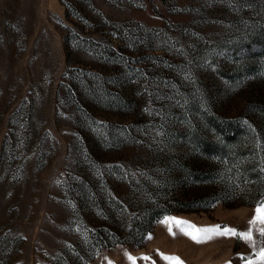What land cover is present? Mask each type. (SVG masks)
I'll return each instance as SVG.
<instances>
[{
	"label": "rangeland",
	"instance_id": "374dc122",
	"mask_svg": "<svg viewBox=\"0 0 264 264\" xmlns=\"http://www.w3.org/2000/svg\"><path fill=\"white\" fill-rule=\"evenodd\" d=\"M261 201L264 0H0V264H245L165 217Z\"/></svg>",
	"mask_w": 264,
	"mask_h": 264
},
{
	"label": "snow or ice",
	"instance_id": "6c2138e0",
	"mask_svg": "<svg viewBox=\"0 0 264 264\" xmlns=\"http://www.w3.org/2000/svg\"><path fill=\"white\" fill-rule=\"evenodd\" d=\"M168 221H174L181 226L187 224L188 227L182 228V230L184 231V233L186 235L191 237L197 243H203L207 239H210V237L206 235L207 233L216 232L220 235H238L245 240L252 241V245L255 248V242H254V237H253V233H252V227L256 226L258 222L260 224L264 225V201H261L257 205V207L255 209V215L249 221L250 228L248 231H245V232H239L237 229L230 228L227 226L221 230L218 225L214 226L213 228L201 229V228H198L197 226L191 224L190 222L178 220L176 217H165V222L167 223ZM259 231L262 235H264V227H261L259 229ZM169 232H172V234L175 235V233L172 231L171 227H169ZM161 257L163 259L169 261V264H184V261L179 256H176V255H167V254L161 253ZM144 258L145 259H151L150 257H144ZM129 259H131L133 261V264H135V260H136L135 257H133L129 254ZM257 260L260 261L261 264H264V247H261L258 250V253L254 259L246 260L245 264H256ZM227 264H231V262L229 261V262H227Z\"/></svg>",
	"mask_w": 264,
	"mask_h": 264
}]
</instances>
